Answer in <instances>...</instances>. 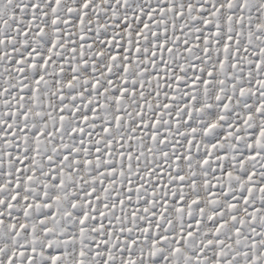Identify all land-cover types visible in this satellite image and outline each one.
Here are the masks:
<instances>
[{
	"label": "snow or ice",
	"instance_id": "obj_1",
	"mask_svg": "<svg viewBox=\"0 0 264 264\" xmlns=\"http://www.w3.org/2000/svg\"><path fill=\"white\" fill-rule=\"evenodd\" d=\"M0 264H264V0H0Z\"/></svg>",
	"mask_w": 264,
	"mask_h": 264
}]
</instances>
